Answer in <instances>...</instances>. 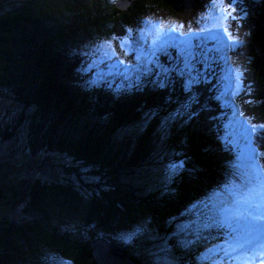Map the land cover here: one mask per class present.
<instances>
[{
  "label": "trees",
  "instance_id": "obj_1",
  "mask_svg": "<svg viewBox=\"0 0 264 264\" xmlns=\"http://www.w3.org/2000/svg\"><path fill=\"white\" fill-rule=\"evenodd\" d=\"M12 1L2 7L0 3L1 81L17 82L16 99L35 111L37 120L31 122V134L44 147L64 152L74 162L91 167L90 173L96 174L99 182L91 186L83 202L77 188L70 184L35 180L23 194L27 197L26 207L34 208L38 216L29 222L0 221V264H49L50 255L68 259L71 264H97L89 238L81 239L80 234L63 231L50 221V211L46 210L55 204L60 205L59 217L76 215L82 228L94 225L111 230L147 222L160 240H166L171 259L177 264H197L199 249L217 243L216 232L199 227L192 231L187 226L191 219L183 220L190 217L188 207L193 200H204L228 178L233 151L220 147L223 125L217 107L222 101L212 91L214 81L205 84V95L198 96L205 109L202 105L194 107L199 115L189 119L182 109L179 114L172 112L168 106L171 101L166 98L170 95L157 87L153 77L145 78L139 87L131 86L134 83L128 91L118 92L113 81L103 80L93 86L79 84L74 64L75 57L82 58L78 57L76 43L83 47L85 38L90 42L91 37H109L116 29L117 36L125 35L128 28L134 33L141 17L159 12L163 17L177 18L192 6V20H200L207 17L212 0H132L124 9L117 6V0H44V4L42 0ZM227 2L224 0L222 6ZM240 3L242 9L237 8V14L243 17L241 12L246 9L252 20L251 45L245 55L246 89L241 93V99L252 101L247 104L252 111H244V104L241 107L246 116H254L260 123L258 116H264V0ZM160 59L168 63V58ZM170 90L176 96L183 93L176 84ZM206 109L215 117L213 121L204 119ZM146 113L151 116L147 123ZM128 127L133 128L124 134ZM1 134L9 136V132ZM156 148L160 153L169 150L164 161L173 155L177 163L184 162L166 184L147 175L140 180L133 177L141 169L158 164L157 156L152 160ZM182 223H186L183 228L179 227ZM197 235L207 236L208 240H196ZM154 239L136 244L142 250L139 254L118 247L136 264H146L141 255L147 243H155ZM194 240L196 243L190 247H182L183 242Z\"/></svg>",
  "mask_w": 264,
  "mask_h": 264
},
{
  "label": "rangeland",
  "instance_id": "obj_2",
  "mask_svg": "<svg viewBox=\"0 0 264 264\" xmlns=\"http://www.w3.org/2000/svg\"><path fill=\"white\" fill-rule=\"evenodd\" d=\"M42 1L44 4V0ZM258 1L259 0H254V3H257ZM12 2L18 3L19 0H14ZM108 2L111 3L112 0H108ZM250 2H247L246 4ZM0 3L1 7L5 6L8 3V0H0ZM10 4L9 6H11ZM221 7L223 6L222 3H219V0L215 6L210 3L209 9H207L205 14L208 18L200 20L196 19L195 21L192 20V17L195 16L192 13L194 10L193 6L191 8L188 7L186 12L177 18L163 17V14L159 12L141 17L139 20L140 24L137 28H134L133 33L136 40L139 41V44H134L131 47L126 45L123 50L120 48L119 43H116L115 47L116 51L120 53L119 59L131 61L134 65L139 63L143 69V66L147 63V57L142 56L140 61H136L135 55L132 53V48H136L137 52L142 50L144 53L148 54H150V52L153 50L151 45L153 36L151 34H147L141 37L136 31L140 27H145L142 24V21L145 17H150L154 21L162 20L166 23V25L169 26L171 24H183V31L185 32L189 31V28L197 31V35L188 37H180L177 33H172L168 37V40L176 44H181L182 41L190 42L192 50L195 51V55L197 57L195 66L199 67L201 63H203L204 66L199 69L200 77L203 81L201 86L194 85L192 93L185 92L182 88L180 77L176 72H172L169 74V76H171L170 80L174 83H169L168 87L163 88V90L167 92L166 94L170 95V97L166 98L171 101L168 106L171 108L173 113H177L182 109L189 114L190 112H198L194 110V107L200 105H202V107L204 106L200 102L198 96L200 94L205 95V84L209 83L210 81H214V83H212V91L215 92V94L219 96L220 100L222 101V103L217 107L218 112L222 115L219 117V119L222 120L223 125V129L221 131L222 137L220 147L222 150L228 148L233 149L231 154L232 160L234 158V154L239 155L245 151V142L241 136V128L239 124V121H241L243 118L239 117L238 115L234 116L233 112L236 110L243 111L241 107L243 104L245 105L244 111L246 109L252 111L251 108H248L247 104L244 103L245 100H243V97L241 99L242 92L239 96H232V92L235 90L236 86V69H239L240 72L243 73L242 80L244 88L246 86L244 84V75H246L248 64L245 60V55L248 54L247 51L251 45H249L248 40L250 39L251 35L252 20L251 17L248 18L250 13L244 9L243 13L241 12L243 17L236 20L235 24L233 23L230 29L233 35L239 38L240 43L229 47L230 41L227 39L224 32L211 27L215 24L223 23L221 15L218 14V10ZM201 13L202 12H199L198 14ZM187 18H190V20H187ZM201 27L212 28L213 30L210 32L199 33L198 29ZM77 33H79V31ZM111 36L112 35L107 37V34H105L103 36L100 35L98 37H91L92 39L90 42H88L90 38H85L82 44L83 47H79V43H76L78 47L75 49L78 57L79 55L82 57L78 60L77 57H75L74 64V66H77L75 71V80L79 84L84 86H93L95 83H100L103 80L113 81L115 83L116 90L118 92H123L131 89L129 85L136 82L134 69L128 70L126 73L128 79H125V75L122 74L124 73V68L123 66L116 63V58L109 60L102 54L95 53L94 46L98 42L108 39ZM198 36H200L199 39L197 38ZM72 42L75 41L72 40ZM181 46L183 45L181 44ZM236 46L239 48L238 52L236 51V49H238L235 48ZM173 50L174 49H169V53L172 54ZM125 52H127L128 55H124ZM160 57H163V55ZM215 57L218 58L216 59ZM160 62L165 66H171L168 63H163L161 59ZM175 64L176 61L173 60L172 65ZM147 67L153 70L154 68L156 69L155 64H148ZM180 67L183 68V64H180ZM204 68H210L206 80L204 79ZM148 77H153V81L155 80V82L158 80L157 76L150 74L147 76H142L141 83H143V80ZM1 80L2 79L0 78V192L3 197L0 198V221L2 222L3 220H8L18 223L29 222L38 216L37 211L34 210V208L30 209L26 207L27 197H25L23 194L29 190L30 186L35 180L63 185L70 184L77 188L78 192L82 196L83 202L84 200L86 201L88 199V191L91 189V186H95L98 184L97 182H99L98 176L96 174L90 173L91 167L87 165L85 166L81 162H74L72 158L66 153L44 147L40 139H38L34 134H31L30 130L31 122L37 120L36 117L34 118L35 111L30 107H24L23 104L16 99L15 86L18 85L17 82L3 83ZM172 84H176L177 87H181L183 93L180 96H176L172 92L170 93V88L174 87ZM192 96H196L198 102L194 101L191 98ZM207 99L211 100L209 96H207ZM185 104H190L191 107H182V105ZM203 108L205 109V107ZM255 112H258V110ZM213 114L214 116H217L216 112ZM203 117L207 121H213L211 113L207 109L203 112ZM258 117L260 118L261 122H264V116L259 115ZM216 118L218 119V117ZM159 127H161V130L163 129L162 131H164L162 126ZM132 128L133 127H128V130L125 131L124 134H129ZM2 132H9V136L5 138L2 137ZM120 136L121 135L119 134L118 138H120ZM162 146H164V144ZM167 150L168 149H164L160 153V149L156 148L154 151H152V160L154 162L156 160L155 156H157L156 162H158V164L155 163L144 170L141 169V172H138L137 174L135 173L133 177L137 180H140L141 177L144 179L145 175H147L151 180L154 181L159 180L164 184L170 182L171 179H168L167 165L177 162L174 160V158H172L173 155H170L167 160L164 161V156L169 151ZM71 169L77 170V173H73ZM178 171L179 168L176 170V172ZM173 176L174 175H172V177ZM212 192H209L205 196L204 200L196 199L190 203L188 207L191 210L189 215L190 217H184L185 220L183 221H186L188 218L191 219L190 223L187 222V226H189L188 228L192 231L198 227L203 228V224L206 222V217L209 214V210L206 205ZM46 211L48 213L50 211V221L54 224H57L61 230H70L77 235L80 234L81 239H90V237L93 236L95 239H103L109 242L113 241L117 246L126 247L131 250L132 254H139L138 251H142L141 247L136 246V244L155 238V243L151 242L152 244L150 243L149 245L147 243V246L144 247V255H141V260L143 263L167 264V260H171L169 255L171 251H167V249L170 248H167L166 240H160L158 234L151 230L147 222L141 221L131 226H115L111 230H104L102 228L99 229L94 225H90L88 228H82V222L79 221V217L76 215L70 216V213H67V216L62 218L59 217V204H55L52 209ZM185 226L186 223L179 225V227L182 228ZM90 232L93 234L90 235ZM127 236H131V240L126 241L124 237ZM204 248L199 249L197 252L199 256L203 252V255L200 256V259L202 258V260L210 261L215 258L213 253L218 250L217 248L210 247L208 251H205ZM259 252L260 249L257 248L250 255L255 259L258 257ZM211 255L214 257H211ZM239 258L244 259L245 257ZM48 263L71 264L68 259H61L59 256L55 255H50L48 257Z\"/></svg>",
  "mask_w": 264,
  "mask_h": 264
},
{
  "label": "snow or ice",
  "instance_id": "obj_3",
  "mask_svg": "<svg viewBox=\"0 0 264 264\" xmlns=\"http://www.w3.org/2000/svg\"><path fill=\"white\" fill-rule=\"evenodd\" d=\"M218 0H212L213 6ZM219 3H224V0H219ZM237 8L242 9L240 0H228L225 7L218 10L223 23L213 25V28L222 30L230 41L229 47L239 44V38L234 36L232 31V22L240 19L237 14ZM246 15V13H245ZM207 19V17H201ZM145 27H140L136 31L141 37L151 34L153 36L151 45L153 50L144 53L142 50L137 52L136 48H132V53L135 55V60L140 61L142 56L147 57V63L142 66L131 61L119 59L120 53L116 51L115 44L119 43L123 50L126 45L132 46L139 44L133 35V29H126L123 36L113 34L110 38L98 42L94 46L95 53H100L109 60L116 58V63L123 66L125 79H128L126 73L129 69H134L135 87H139L142 76L155 74L158 80L155 82L157 87L167 88L169 83H174L170 80L169 74L176 72L181 80L182 88L185 92L192 93L193 86L203 82L200 79V68L204 67L203 63L199 67L195 66L197 57L195 51L192 50L190 42L182 41L181 44L172 43L168 37L172 33H177L180 37H188L197 35V31L189 28V31H183V24L166 25L162 20L154 21L150 17H145L142 21ZM212 28L201 27L199 33L212 31ZM169 49H174L175 55L169 53ZM124 55H128L127 52ZM168 58V64L165 66L160 62V56ZM175 60L176 64L172 65ZM148 64H155L156 69H150ZM183 64V68L180 67ZM210 68H204V79H207ZM243 73L239 69L235 71V90L232 96H239L244 91L242 80ZM251 92V88L247 89ZM198 102L196 96L191 97ZM219 100V97L216 98ZM245 104H251V100H245ZM184 108H190V104L182 105ZM179 114V111L177 112ZM199 115L196 112L189 113V119ZM233 115H238L243 119L239 121L241 128V136L245 142V151L239 155L234 154V158L229 162L228 178L219 184L213 190L208 198L206 207L209 214L206 217V222L203 224L205 231L211 232L215 230L216 244H211L210 247L217 248L216 256L210 261L201 260L197 257V264H264V122L256 123L255 117L246 116L241 110H236ZM147 120L151 118L150 114H145ZM215 119V117H213ZM231 151V149H229ZM184 162L170 163L167 165L168 179L176 174L178 168H183ZM243 231V235H242ZM131 236L124 237L126 241L131 240ZM208 240L207 236L197 235L196 240ZM196 241L183 242L182 247H190ZM257 248L260 249L258 257L255 259L250 255ZM209 248L206 247L205 251ZM168 252L171 249H167ZM239 257H245L240 259ZM166 259V258H165ZM167 264H177L175 259L167 260Z\"/></svg>",
  "mask_w": 264,
  "mask_h": 264
},
{
  "label": "water",
  "instance_id": "obj_4",
  "mask_svg": "<svg viewBox=\"0 0 264 264\" xmlns=\"http://www.w3.org/2000/svg\"><path fill=\"white\" fill-rule=\"evenodd\" d=\"M119 8H126L132 3V0H117ZM91 254L97 264H136L123 250L116 244L95 239L93 236L89 239Z\"/></svg>",
  "mask_w": 264,
  "mask_h": 264
},
{
  "label": "clouds",
  "instance_id": "obj_5",
  "mask_svg": "<svg viewBox=\"0 0 264 264\" xmlns=\"http://www.w3.org/2000/svg\"><path fill=\"white\" fill-rule=\"evenodd\" d=\"M114 243V242H113ZM211 257H213V255H211Z\"/></svg>",
  "mask_w": 264,
  "mask_h": 264
}]
</instances>
